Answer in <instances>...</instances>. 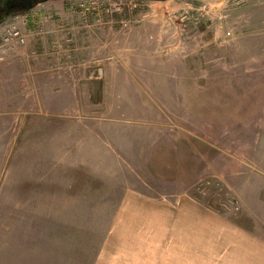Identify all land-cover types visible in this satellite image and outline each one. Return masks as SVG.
<instances>
[{"label": "rangeland", "instance_id": "374dc122", "mask_svg": "<svg viewBox=\"0 0 264 264\" xmlns=\"http://www.w3.org/2000/svg\"><path fill=\"white\" fill-rule=\"evenodd\" d=\"M33 12L50 22L33 35L30 13L0 27V90L18 107L41 62L75 63L81 86L50 165L31 164L34 133L0 149V264H264V0ZM10 27L26 46L4 45Z\"/></svg>", "mask_w": 264, "mask_h": 264}, {"label": "crops", "instance_id": "0c3cea01", "mask_svg": "<svg viewBox=\"0 0 264 264\" xmlns=\"http://www.w3.org/2000/svg\"><path fill=\"white\" fill-rule=\"evenodd\" d=\"M25 19L28 22L27 32L30 35L36 33L37 29L34 27L36 20L37 22L42 21V25L50 23L48 17L34 15V12L27 15ZM14 21L16 23L17 19ZM60 33L51 29L50 31L46 30L42 34H44L43 37L47 34L59 37ZM58 64V67L53 68L54 66L52 65L50 68V64L47 62L37 63L35 69H29V73L32 70H36V77L31 81L27 77L28 67L23 69L26 72L23 78L21 77L20 79V90L15 92L22 99L19 100L18 107L13 108L11 106L14 101L12 92L5 88L0 90L1 95H3L0 100V106L3 107L0 109V149L4 150L6 158L9 157L11 151H13L14 155L16 153L19 155L24 154L27 147L26 144L29 141L28 135L33 133L36 139L35 161L31 162V164L37 167L41 168L43 165H50L49 160L55 157L56 151L60 148L59 145H61V148H70L68 126L67 136L65 133L60 132L58 127L61 118H70L74 115L70 109H60L59 102L61 98L65 97H68L67 99H70V97L73 100L76 99L77 93L80 92L79 90L77 92L76 86H81V81L76 77L75 63L68 62L66 67L60 63ZM8 65L7 63L0 64V69H7ZM65 69L68 71L66 76H61L62 74L58 73L49 74V72ZM83 75L86 77L87 73H83ZM66 122L68 123L69 121ZM73 141L74 139L71 138V142ZM28 156L32 158V156Z\"/></svg>", "mask_w": 264, "mask_h": 264}, {"label": "flooded vegetation", "instance_id": "af4514ba", "mask_svg": "<svg viewBox=\"0 0 264 264\" xmlns=\"http://www.w3.org/2000/svg\"><path fill=\"white\" fill-rule=\"evenodd\" d=\"M58 0H0V26L11 19L29 14L39 7ZM77 1V0H62ZM141 2H167L172 0H133Z\"/></svg>", "mask_w": 264, "mask_h": 264}, {"label": "built area", "instance_id": "2783aa9c", "mask_svg": "<svg viewBox=\"0 0 264 264\" xmlns=\"http://www.w3.org/2000/svg\"><path fill=\"white\" fill-rule=\"evenodd\" d=\"M5 36L3 37L4 45L7 47H15L17 46H26L27 45V37L23 36L20 31L15 27H10L9 30H6Z\"/></svg>", "mask_w": 264, "mask_h": 264}, {"label": "water", "instance_id": "95a60500", "mask_svg": "<svg viewBox=\"0 0 264 264\" xmlns=\"http://www.w3.org/2000/svg\"><path fill=\"white\" fill-rule=\"evenodd\" d=\"M203 1H209V2H210V1H216V0H203ZM1 26H2V25H1ZM1 26H0V27H1Z\"/></svg>", "mask_w": 264, "mask_h": 264}]
</instances>
